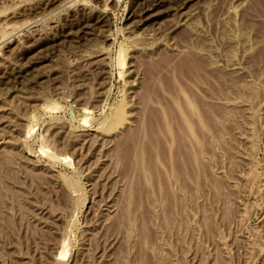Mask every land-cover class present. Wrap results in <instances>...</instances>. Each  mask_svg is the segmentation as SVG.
I'll use <instances>...</instances> for the list:
<instances>
[{
    "label": "rangeland",
    "instance_id": "rangeland-1",
    "mask_svg": "<svg viewBox=\"0 0 264 264\" xmlns=\"http://www.w3.org/2000/svg\"><path fill=\"white\" fill-rule=\"evenodd\" d=\"M0 264H264V0H0Z\"/></svg>",
    "mask_w": 264,
    "mask_h": 264
},
{
    "label": "bare ground",
    "instance_id": "bare-ground-1",
    "mask_svg": "<svg viewBox=\"0 0 264 264\" xmlns=\"http://www.w3.org/2000/svg\"><path fill=\"white\" fill-rule=\"evenodd\" d=\"M72 1H73V0H72ZM103 1H104V0H103ZM67 3H69V1H68ZM65 5H66V4H65ZM68 8H69V7H68ZM103 9H104V8H103ZM25 25H26V24H25ZM23 28H24V27H23ZM10 35H12V34L10 33ZM10 35H9V36H10ZM6 36H7V35H6ZM2 39H3V38H2ZM1 41H2V40H1ZM2 45H3V44H2ZM189 107L191 108V106H189ZM192 109H193V108H191L190 111H191ZM150 111H151V110H150ZM152 111H153V110H152ZM145 112H146V110H145ZM148 112H149V111H148ZM192 112H194V110H193ZM143 114H146V113H143ZM148 114H149V113H147V117H144V118H143V119H146V118H147V121H145V120L143 121V119H142V121H143V123H144V122H150V121L152 122V119L150 120V118L153 117V122H154V123H153V122H152V123H151V122L148 123V125H149L148 128H149L150 130H148V132H147L146 130H143L144 128H142V127H143V126L145 127V125H143V126H141L142 129H140V130H141L142 132H143V131H146V133L143 132V135H144V136L142 137V135H140V134H142V133H139V134L137 133L138 135H136V133L134 134V136L136 135V136H138V137H141V139H143V140H139V142L141 141V142L139 143V144H141V145L139 146V144L136 143V142H137L136 140L133 139V140L136 141V142H134L133 140H131L130 137H132V136H129V135H128L129 137H128V138L126 137L127 139H130L131 141H133V143H136V145L139 146V149L137 148L138 146H137L136 148H137L138 150H140V151H137L138 153L140 152V156H139V155H138V156L136 155V158H137L138 162H136L137 160H136V161L134 160V162L140 164V168L138 167L137 164H136V165H137V168L140 169L141 176L143 177V180H145L146 183H147L148 180L152 181V178H153V176H154V175H153V172L155 171V169L152 168V167H151V164L149 163L150 160H151L150 157L152 156V152L155 151V150H153V149H154V146H155V148L158 146V147L156 148V151L154 152V155H155V158H156L155 160L158 161V163H159V164L165 169L164 171L167 170V169L165 168V158H164V149H163V146L158 142V140H157L156 138H153V136L151 137V134L153 135V132H155V131H156L157 134L161 133V127H162V125H161L160 123H158V120H157L158 118H157V119L155 118V117H158V116H155V115H154V116H150V117L148 118ZM150 114H151V112H150ZM150 114H149V115H150ZM154 114H155V112H154ZM194 114H195V113H194ZM76 115H77V114H76ZM76 115H73V116H75L77 119H79ZM142 116H143V115H142ZM144 116H145V115H144ZM166 117H167V116H166ZM187 118H188V117H187ZM73 119H74V118H73ZM148 119H149L150 121H149ZM75 120H76V119H75ZM83 120H84V119H83ZM184 120H185V119H184ZM188 120H189V119H188ZM79 121L82 122L81 119H79ZM79 121H78V122H79ZM142 121H141V122H142ZM83 122H84V121H83ZM86 123H87V122H86ZM185 123H186L187 127L190 128V123H188V121H186V120H185ZM144 124H145V123H144ZM192 124H193V123H192ZM82 125H83V124H82ZM160 125H161V127H160ZM162 128H163V127H162ZM145 129H146V128H145ZM164 129H165L164 132H166V131L169 132L170 126L168 125V123H165V124H164ZM154 130H155V131H154ZM136 131H138V130H136ZM190 132H191V130H190ZM132 133H133V132H132ZM169 133H170V132H169ZM148 134H149V136H148ZM130 135H131V133H130ZM132 135H133V134H132ZM139 135H140V136H139ZM136 136H135V137H136ZM173 137H174V136H173ZM136 139H137V138H136ZM174 139H175V137H174ZM176 139H177V138H176ZM124 140L127 141L126 139H124ZM130 140H128V141H130ZM131 141H130V143H132ZM178 141H179V140H178ZM122 142H123V141H120V143H122ZM175 142H176V141H175ZM118 143H119V142H118ZM120 143H119V145H120ZM128 143H129V142H128ZM133 143H132V144H133ZM178 143H179V142H178ZM123 144H125V147H124V146H123V147L126 148V149H127V146H129V148H128L129 151H130V148H131V147L133 148V145H134V144H133L132 146H131V145H127V146H126L127 143H125V142H123ZM123 144H122V145H123ZM144 144H145V146H143ZM146 144L148 145V147H146ZM175 144H176V143H175ZM122 145H120V146H122ZM156 145H157V146H156ZM120 146L117 147L118 150H119V148H122V147H120ZM130 146H131V147H130ZM142 146H143V147H146V151H145V149H144ZM178 146H179V145H178ZM124 148H123V149H124ZM132 148H131V149H132ZM178 148H179V147H178ZM123 149H120V151H123ZM175 149H177V147H176ZM118 150H117V152H119ZM124 150H125V149H124ZM132 150H135L134 152H135V154H136V149L133 148ZM179 150H180V149H179ZM179 150L177 149L178 152L175 150L176 155H178V154L180 153ZM127 151H128V150H125L124 153H126ZM192 152H193V151H192ZM128 153H129V152H127V154H128ZM155 153H156V154H155ZM177 153H178V154H177ZM122 154H123V153H122ZM174 154H175V153H174ZM195 154H197V153H195ZM179 155H180L179 157L183 158V157L181 156V154H179ZM196 156H197V155H196ZM122 157H123L122 162L127 163V161H128V156H127L126 154H123ZM176 157H178V156H175V155H174V160H176V162H177V158H176ZM179 157H178V159H179ZM175 158H176V159H175ZM181 158H180V160H181ZM194 158H195L194 161H196V158H197V157H194ZM116 159L118 160L117 157H116ZM144 159H146V162H144V161H145ZM183 159H184V158H183ZM183 159H182V160H183ZM184 160H185V162H186V159H184ZM184 160H183V162H184ZM187 160H188V159H187ZM178 161H179V160H178ZM174 162H175V161H174ZM134 164H135V163H134ZM134 164L132 165V167L134 166ZM144 164H146V166H144ZM181 165H182V162H181ZM183 165H185V164L183 163ZM174 166H175V164H174ZM132 167L130 166V168H132ZM134 167H135V166H134ZM134 167H133V168H134ZM195 167H196V166H195ZM175 168H176V166H175ZM177 168H178V169H181L179 166H177ZM139 169H138V171H139ZM173 169H174V167H173ZM135 170H136V169H135ZM197 170H198V169H197ZM167 171H168V170H167ZM172 171H173V170H172ZM174 171L177 172L178 170L174 169ZM179 171H180V170H179ZM179 171H178V172H179ZM155 172H156V171H155ZM155 172H154V173H155ZM175 172H174V173H175ZM133 173H134V172H133ZM136 173H137V172H136ZM136 173H135V174H136ZM138 173H139V172H138ZM139 174H140V173H139ZM156 174H157V175L155 176V178L157 179V182H156V183H157V185L159 186V187H158V188H159L158 193H159V192L161 193V187H162V186H160V185H161L162 183H160V177H159V175H158L159 173H156ZM196 174H197V176H198V173H196ZM139 177H140V176H139ZM139 177H138V178H139ZM197 178H198V177H197ZM136 179H137V178H136ZM150 181H148V182L151 183ZM137 182H138V181H137ZM195 183H196V182H195ZM137 184H138V186H139V183H137ZM137 184H136V188H137L138 191H139V190H141V189L138 188ZM148 185H149V184H148ZM162 185H163V184H162ZM134 187H135V186H134ZM132 188H133V187H132ZM138 191H137V192H138ZM132 192H133V191H132ZM140 192H142V191H140ZM140 192H139V194H140ZM129 193H131V190L129 191ZM133 193H135V192H133ZM133 193H132L133 196L136 195V194H133ZM162 193H163V189H162ZM162 193H161V194H162ZM142 194H143V193H142ZM143 195H144V194H143ZM163 195H164V193H163ZM129 196H130V195H129ZM138 196H139V195H138ZM140 197H141V196H140ZM140 197H139V198H140ZM133 198H134V197H133ZM131 201H132V199H131ZM127 204H128V203H127ZM132 205H133V204H132ZM132 205H131V206H132ZM127 209H128V208H127ZM125 211H126V212H125ZM125 211H123V212L127 213L126 208H125ZM123 212H122V214H123ZM119 215H120V214H119ZM142 216L144 217L145 214H144V215L142 214ZM122 217L124 218V215H122ZM123 218H122V219H123ZM122 219H120V221H119V219H117V220H118L120 223H122L124 220L128 223V221H127L126 218H125L123 221H122ZM142 219H143V218H142ZM125 221L123 222V224L125 223ZM116 222H117V221H116ZM120 223H119V226H120V225L123 226V224H120ZM117 224H118V223H117ZM115 225H116V224H115ZM117 226H118V225H116V227H117ZM128 226H129V224H128ZM123 228H124V227H123ZM125 228H126V225H125ZM112 229H113V228H112ZM117 230H118V229H117ZM117 230H116V231H117ZM123 230H124V229H123ZM118 233H119V232H118Z\"/></svg>",
    "mask_w": 264,
    "mask_h": 264
}]
</instances>
